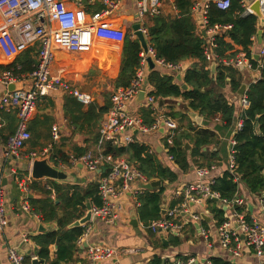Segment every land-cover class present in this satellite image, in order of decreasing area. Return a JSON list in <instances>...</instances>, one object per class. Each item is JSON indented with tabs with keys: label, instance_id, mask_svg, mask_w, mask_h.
Wrapping results in <instances>:
<instances>
[{
	"label": "built area",
	"instance_id": "obj_1",
	"mask_svg": "<svg viewBox=\"0 0 264 264\" xmlns=\"http://www.w3.org/2000/svg\"><path fill=\"white\" fill-rule=\"evenodd\" d=\"M97 0H88L89 4H95ZM104 7L101 10H87L85 0H0V19L4 23V28L0 30V49L7 58H16L19 54L27 50L34 44H38L37 63L28 72L31 83L28 87H18L15 90H7L0 97V109L14 110L18 116V127L8 138L4 146L3 155L8 162L11 158L20 155L21 150L27 145L32 137L29 130V122L37 109L40 100L49 94L63 92L73 96L84 106L92 104L93 95L74 86L69 80L52 73L51 66L55 59L56 48H64L70 52H89L95 45L96 39L105 38L116 42L124 41L126 32L121 28L112 25L106 18L113 14L120 6L121 0H98ZM136 3L138 16L143 19L146 16L161 14L165 0H133ZM244 8L243 14H254L251 5L256 0H239ZM261 11L264 15V0H258ZM216 5L219 9L226 10L231 6V0H195L193 4V14L196 20H200L204 26L206 39L205 54L208 60L215 59L226 66L234 68L261 69L264 67V26L263 37L256 59L257 66L238 54L232 58H220L216 53V36L232 28V24L209 25L207 17L211 5ZM200 16V18H199ZM260 28V21H259ZM145 36H148V28L141 26ZM253 41L258 39L256 35ZM148 41V40H147ZM148 58L154 64L170 69V75L184 73L183 63L168 62L159 57L155 48L148 42L145 50L142 47L140 52V62L136 68L135 75L128 86L116 87L111 94V107L104 116L100 138L95 148L88 150L79 157L71 156L68 164L58 161L54 163L50 160L51 145L41 150H32L29 155L32 161L35 158L47 157L50 163L61 170L70 172L71 168L82 167L89 173L97 175L96 183L101 204H92V221L98 217L109 224H114L120 218L122 206L120 202L128 195L133 199V205L137 209L140 205L139 195L145 190L140 185L148 180L139 168L137 161H132L126 157H115L112 153L104 152V144L107 141L116 146H126L136 142L137 134H149L162 132L165 140V151L170 160H174L170 153V147L174 143V137L179 130L176 119L167 113H157V100L153 95L145 90L147 81V70L149 67ZM21 66L15 69H8L0 74V80L8 85L24 79V75L18 71ZM141 90L145 91V106H151L155 111L156 118L150 125L145 124L139 114L130 110L129 104ZM247 90L240 96V105L245 109L249 105ZM2 123L0 122V127ZM243 126V121L238 122V129ZM52 138L54 141L60 139V127H52ZM139 141V140H138ZM237 141H231V151L229 155L228 169L234 172L235 150ZM150 148V152H154ZM105 166L103 171L101 168ZM218 164L201 166L196 169L200 178L208 177L206 181H198L187 184L182 190L177 192V196H184V200L169 207L164 216L151 220L148 223L141 222L142 226L155 234L163 232L179 233L185 226V222L177 221L181 214L190 213L192 220L200 224L199 233L209 245H213V234L219 239L222 249L232 259L224 264H241L238 259L242 257L243 248L251 247L255 257L260 264H264V224L253 214L245 210L247 202L240 193V186L232 198L222 197L221 193L213 188L217 175ZM235 181L240 183L239 176L235 175ZM35 179L31 173L20 180V186L27 192L29 185ZM52 180V179H51ZM40 181V180H39ZM47 189L55 195L53 185L45 184ZM259 204L264 216V191L259 193ZM209 199L223 207L227 214L222 221L216 216L211 219L208 225H201L203 216L200 213L192 212L190 204H202ZM26 210H31L29 204L25 205ZM89 221V222H90ZM188 220L187 222H189ZM89 222L84 224L87 225ZM7 224L6 206L2 187V177L0 176V231ZM91 229H87L78 238V244L83 245L89 236ZM87 243V242H86ZM88 264H101V262L116 258L119 254H131L139 250L138 247L115 248L108 243L86 244ZM8 256L11 264H26L25 255L14 247H9ZM81 264V263H80ZM170 264H202L196 257L177 259ZM205 264H217L214 261H206Z\"/></svg>",
	"mask_w": 264,
	"mask_h": 264
},
{
	"label": "trees",
	"instance_id": "obj_2",
	"mask_svg": "<svg viewBox=\"0 0 264 264\" xmlns=\"http://www.w3.org/2000/svg\"><path fill=\"white\" fill-rule=\"evenodd\" d=\"M173 1L178 10L177 15L172 17L159 14L149 17L146 23L149 43L155 48L157 55L168 62L183 63L187 59H194V61L185 69L183 83H177L173 75L152 69L148 82L154 90L150 94L155 99L163 101L171 97H182L186 101L187 109L197 111L207 119H220L225 125H231L237 114V106L235 102L226 97L223 90L229 85L231 90L237 93L244 82L243 73L239 68L222 63L216 67L215 73L212 72L205 54L206 39L200 32H197V22L192 11L195 0ZM102 7V5H97V9H102ZM243 11L244 8L239 0H231V6L226 10L219 9L212 4L207 17L211 26L217 23L232 24L230 30L216 36V53L219 57L232 58L241 54L256 67L258 62L253 58L252 46L253 37L258 34L259 19L255 14H243ZM119 46L120 43L112 44L109 50L110 57L106 62L113 73L117 70ZM141 50L139 40L127 34L124 39L120 72L114 82L115 87L130 84L140 62ZM26 51L23 53L25 54L23 59H21L22 56L21 60L18 59L22 66L18 71L19 74L31 71L33 65L37 63L33 57L27 56ZM184 83L188 85L187 89L183 88ZM246 93L250 103L240 115L243 126L235 135L237 143L234 146V172L225 170L216 178L213 185V188L226 198H232L239 189L238 186L242 184L255 194L264 191V67L261 69V76L256 81L250 82ZM69 102L76 105V109H72L71 112L67 109ZM111 104L110 99L104 107L100 108L93 102L86 111H83L84 106L70 95L67 98L65 111L72 124L79 126L82 119L85 122L96 120L97 127ZM167 114L174 118L178 116L182 119L188 118L183 111L170 110ZM140 115L143 122L148 125L152 124L156 118L151 106H143L140 109ZM99 138L98 131L94 134V146ZM185 140H189L192 146L186 147ZM218 142V135L213 130L195 128L192 125L187 129L183 126L182 129L179 127L174 137L170 153L182 171H187L192 166L189 162V155L196 166H210L217 163L219 153L216 149L210 151L208 147ZM90 149L89 145L75 146L73 154L79 157ZM53 152L50 157L52 162L56 164L60 160L66 164L69 163L70 153L61 146H55ZM104 152L112 153L115 157L124 156L137 161L147 180H162V186L143 190L138 198L140 202L138 215L143 222L148 223L161 218L163 216L162 196L165 192L163 182L176 181L177 172L164 165L156 151L150 152V147L138 140L121 147L107 141L104 144ZM235 175L239 176L240 183L235 181ZM31 187L41 193L40 197L28 198L33 210L40 215L43 222L56 224V228L41 231L34 236L37 244L35 255L39 258V264L77 262V254L81 250L77 241L85 226L70 227V225L85 215L88 202L95 205L101 204L97 183L95 181L86 183L53 181L54 198L52 191L42 186L39 180H34ZM183 200L184 196H180L173 201L172 206ZM208 201L214 203L215 216L222 221L225 217L224 208L219 207L214 200L209 199ZM150 234L151 238L156 237L155 233L150 232ZM173 240L175 244L179 241L175 236ZM155 243L162 245L159 239ZM53 246L56 247L54 257L51 256ZM32 259L31 254L25 256V263L31 264ZM167 262L168 259L165 260L162 256L155 254L147 264H167Z\"/></svg>",
	"mask_w": 264,
	"mask_h": 264
},
{
	"label": "crops",
	"instance_id": "obj_3",
	"mask_svg": "<svg viewBox=\"0 0 264 264\" xmlns=\"http://www.w3.org/2000/svg\"><path fill=\"white\" fill-rule=\"evenodd\" d=\"M98 4L102 5L98 0L95 4H89L88 0H85V6L87 10L89 9V11L101 10L97 9ZM177 13L178 10L174 1L165 0L162 6L161 14L174 17ZM149 17L150 16H146L141 19L138 16L136 3L133 0H121L120 6L113 14L109 15L106 20L114 26L121 27L126 32V35L131 34L133 38H137L134 33L133 24L140 22L147 28L146 23L149 21ZM196 22L197 32H200L203 37H205L202 22L199 19L196 20ZM2 28H4V23L0 19V30ZM146 39L149 42L148 36ZM119 43L120 50L118 53L117 70L113 73L106 65V62L110 57L109 50L111 49L112 44ZM260 44L261 43L258 39L254 41L252 46L254 53L257 54L259 52ZM123 45L124 41L116 42L110 39L98 38L96 39L94 47L89 52H70L64 48H56L55 59L51 66L52 73L64 77L79 89L91 93L94 98V104L100 108L104 107L105 104L110 101L111 94L116 88L114 86V82L118 77L121 68ZM23 53L24 52L19 54L20 56L18 55L16 58H7L0 49V74L8 69H15L16 67L21 66L18 59H20L21 56V59H23V56L25 55ZM26 54L28 57L30 55L37 61L38 44H34L29 47ZM193 61L194 59H187L183 62V64L189 67ZM207 61L209 62L210 68L213 62H216V67L220 64V62L215 59H207ZM85 63L88 64L87 67H85ZM216 67L215 70L211 69L213 73H215ZM152 69L153 68H151L149 64L147 70V81L145 83V90L148 93L154 90V87L148 82L149 73ZM154 69H157L165 74H170L171 72L170 69L157 64H155ZM240 70L243 73L244 82L247 83V88L250 82L256 81L261 76V71L258 69L240 68ZM28 72H26L27 74L22 73L26 74L24 75V79L15 82L18 87H28L30 85L31 80L27 77ZM183 76L184 73L181 74V79L178 78V74L174 76L177 83L184 82ZM9 86L10 85L7 86L0 80V97L7 90H10ZM223 92L226 94V97L235 102L237 106V114L231 125H225L220 119H207L199 112L187 109L186 101L182 97L167 98L162 104H160L159 99H156L158 105L157 113H168L170 110H174L176 112L183 111L188 115V118H175L180 129H182L183 126L184 128L189 129L190 125H192L195 128L210 129L217 133L219 142L217 144H211L208 147L210 151L216 149L219 153V160L216 163L218 164V170L215 171V175H217V177L228 169L231 141L235 139V135L239 130L238 122L240 121V115L244 110L240 105L241 94L239 92H233L229 85L224 88ZM68 96L70 95L58 92L49 94L39 101L37 109L29 122V130L32 134L31 139L21 150L20 155L11 158L8 162L5 160L3 155L4 146L8 141V138L16 131L19 120L14 110L0 109V122L2 123V126L0 127V176L2 177L7 219L5 228L0 231V264H11L8 256L9 247L16 248L25 256L31 254L33 258H36L35 248L37 247V244L34 240V236L41 233L40 226L43 225L48 229L56 228L55 223L43 222L40 215L33 210L28 198L41 196L39 191L31 187L33 183L28 184L30 191L27 192L20 186L21 176L27 177L30 175L31 164L33 161L29 153L32 150H41L51 145L52 155L54 153L53 151L55 146L58 145L65 151L69 152L70 156H75L73 154L75 146L89 145L91 146L90 150L94 149L96 146H94L93 143L94 134L98 131L100 133L102 120L108 111L103 114L97 127L95 123L96 120L85 122L83 119L80 120L79 126H76L71 123L66 115L65 105L67 103ZM137 96L131 100L129 107L132 112L139 114L140 109L146 105V101L145 99L138 101ZM88 106H84L82 110L86 111ZM67 109L71 112L72 109H76V105L69 102ZM190 112L198 113L202 116L201 123L194 121L189 114ZM54 125H59L60 127V139L57 141L53 140L51 133ZM161 133L162 132L149 134L136 133V136L140 142L148 145L151 149H154L158 153L157 156L164 165L172 168L178 174V179L176 181L163 182L165 185V192L162 196V208L163 211H166L172 206L173 201L180 197L177 196V192L179 190H182L189 183L201 180L206 181L208 177L200 178L197 175L196 169L201 166H196L194 164L191 155H189V162L192 166L187 171H182L174 160L168 159L167 152L165 151V140L163 138V134ZM184 143L185 146L186 143L189 144V146L186 147L192 146L189 140H185ZM70 172L77 176L76 182H96L97 175L86 172L83 167L78 166L71 168ZM83 178L86 179L84 182L82 181ZM240 193L246 199L247 205L245 210L247 213L253 214L264 224V216L262 215L259 204V195L252 193L243 184L240 185ZM52 197H55L53 193ZM214 202L218 205L216 201ZM27 204L30 205L31 210L25 209V205ZM120 204L123 208L121 213L122 216H120L116 223L109 224L96 217L85 225L83 232H85L88 228L91 229L89 236L83 245L79 244L81 250L77 254V262L71 264H88L89 259L87 256L86 244L94 243H108L118 249L130 246L139 248V250L135 253L119 254L116 258L101 262V264H147L155 254L162 256L165 260L168 259L167 264H170V262L177 259L185 260L189 257L198 258L199 262L202 264H205L206 261H214L224 264L229 263L232 259H234L222 249L216 234H213V245H209L207 243V241L199 233L200 224L192 220L191 215L188 212L186 214H181L176 218L177 221L185 222V226L179 233H175L174 231L163 232L158 233L156 234V237L151 238L150 231L145 229L141 224L143 221L138 215V208L136 209L135 205H133V199L131 196L128 195L123 198ZM213 207L214 203L209 201L202 204H190L192 212L200 213L201 216L203 213H206L209 216L208 220L203 217L201 225H208L210 220L215 218ZM133 213H135V218L138 220L136 226L131 223ZM164 214L165 212H163V216ZM225 214H227L226 211ZM188 220L190 221L187 222ZM161 236H164V238L169 242L168 245L163 243ZM174 236L178 237L179 240L176 244L174 243L175 240H173ZM157 239L161 241L162 245L155 243ZM55 249L56 247L53 246L51 254L52 257H54ZM238 260L241 264H260L258 259L255 257L253 250L249 246H245L243 248L242 257Z\"/></svg>",
	"mask_w": 264,
	"mask_h": 264
},
{
	"label": "water",
	"instance_id": "obj_4",
	"mask_svg": "<svg viewBox=\"0 0 264 264\" xmlns=\"http://www.w3.org/2000/svg\"><path fill=\"white\" fill-rule=\"evenodd\" d=\"M251 9L253 10V13L258 17L259 21H260V28L258 30V40L261 43L262 42V37H263V28L262 26H264V15L261 11L260 8V4L259 1L256 0L253 2V4L251 5ZM200 18V16H199ZM141 26L142 24L140 22H137L135 24H133V29H134V33L137 36L138 40L140 41L141 46L146 50L148 47V41L145 37V34H143L142 30H141ZM205 33V32H204ZM255 58L258 59L259 58V54L255 55ZM150 67L154 69L155 64L153 62V60L151 58H148ZM216 67V62H213V64L211 65V69L215 70ZM187 68L186 65H183V70H185ZM178 78L181 79V73H178ZM17 85L16 83H13L9 86L10 90H15L17 89ZM183 88L187 89L188 85L187 84H183ZM247 89V83L243 82V84L241 85L240 89H239V93L240 94H244L245 91ZM145 99V91L141 90L140 93L137 96V100L138 101H142ZM163 103V100H160V104ZM192 117V119L198 123H201L202 121V116H200L198 113H194V112H190L189 113ZM134 132L137 133V129H134ZM186 146H189L188 143H186ZM31 175L35 180H42V179H52L55 181H66V182H76L77 181V176L75 174H73L72 172H67L64 170H61L59 168L54 167L49 159L47 157L45 158H35L31 164ZM79 167H82V164H79ZM105 166H102V170H105ZM86 179L83 178L82 181L84 182ZM142 188H144L145 190H151L153 188H157L162 186V180L161 179H157V180H152V181H148L146 183H142L140 185ZM92 204L91 202L87 203V211L85 213V215L79 219H77L76 221H74L70 227H74V226H83L84 224H86L87 222H89L92 218ZM165 212V210L163 211ZM202 216L205 219H209V216L206 213H203ZM134 226L137 225L138 220L135 218V213H133V219L131 222ZM48 228L41 225L40 226V230L44 231L47 230ZM161 239L163 241V243L165 245H168L169 242L164 238V236H161ZM31 264H39V258H33Z\"/></svg>",
	"mask_w": 264,
	"mask_h": 264
},
{
	"label": "rangeland",
	"instance_id": "obj_5",
	"mask_svg": "<svg viewBox=\"0 0 264 264\" xmlns=\"http://www.w3.org/2000/svg\"><path fill=\"white\" fill-rule=\"evenodd\" d=\"M86 66H88V64L86 65ZM253 73V72H252ZM179 117V116H178ZM87 172V171H86ZM91 177V176H90ZM40 182H41V184L42 185H45V184H53V180H51V179H42V180H40Z\"/></svg>",
	"mask_w": 264,
	"mask_h": 264
}]
</instances>
